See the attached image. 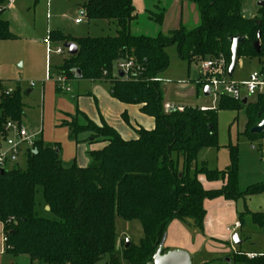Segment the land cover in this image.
<instances>
[{
    "label": "trees",
    "instance_id": "1",
    "mask_svg": "<svg viewBox=\"0 0 264 264\" xmlns=\"http://www.w3.org/2000/svg\"><path fill=\"white\" fill-rule=\"evenodd\" d=\"M163 1L157 0L151 11V19L156 24L163 23L167 12ZM190 1L198 9L199 25L194 28L181 25L168 34L133 35L130 29L135 19L133 0H87L89 19L116 21L118 29L114 36L73 38L59 30L51 32L52 42H73L79 47L78 53L69 55L60 66L62 74L68 79L110 81L112 96L125 104L142 105L141 111L154 118L155 127L138 128L136 138L125 140L107 123L97 125L77 110L71 115V121L62 122L69 128L70 138L77 140L81 133L91 132L93 141L108 142L102 150L90 153L91 162L87 167L76 163L65 165L61 145L39 139L34 152L27 157L25 168L0 173V222L8 236L9 254L28 256L30 264H122L115 252L116 217L119 216L126 221L140 220L144 231L139 244L130 240L127 245L124 240L125 263L150 264L172 221H189L204 230L206 199L237 200L264 193V181L249 186L244 192L239 190L238 146L232 143L226 146L230 162L225 169H209L203 162L191 174L203 149L219 147V111L247 106L245 133L252 139L264 138V131L251 133L264 120V94L246 104L243 100L222 97L216 110L186 106L183 111L166 112L159 78L169 68L167 48L171 46L177 47L179 58L189 65L221 55L230 65L232 38L241 36L245 41L239 44L238 62L242 57L264 56V7L258 8L254 18H247L242 13L241 0ZM259 32L261 52L257 53L254 43ZM15 38L9 21L0 13V40ZM131 57L142 70L128 79L120 78L114 69L115 62ZM200 85L205 87L203 83ZM23 115L21 87H3L0 133L8 121L21 123ZM173 153L183 156L182 171ZM200 174L209 181L222 180L224 184L219 189L207 190L198 178ZM38 188L42 189L44 205L50 207L52 217L36 212ZM245 215L264 233V212L246 210L240 219ZM106 257L108 260L102 263ZM228 258L231 264H264V257L249 260L232 253Z\"/></svg>",
    "mask_w": 264,
    "mask_h": 264
},
{
    "label": "rangeland",
    "instance_id": "2",
    "mask_svg": "<svg viewBox=\"0 0 264 264\" xmlns=\"http://www.w3.org/2000/svg\"><path fill=\"white\" fill-rule=\"evenodd\" d=\"M241 1L242 13L247 17H251L257 15L258 3L264 0ZM78 7V3L73 0H14V4L8 5L2 14V17L9 21L11 32L16 35V38L0 40V81H2L3 87L6 88H13L16 85L21 87L27 112L25 126L32 132L44 130L45 135L48 136L59 113L58 101L68 99L72 94H77L76 88H73L71 93L58 92L54 90L53 85L44 82L47 65H51V74L53 80L56 81L57 76L61 73L58 72L60 65L69 56L64 45L61 46L63 53H49L47 51L44 42L48 38V31L59 30L67 35L78 36L112 35L110 31L101 32L99 23L91 28L87 27L86 23L76 26L75 20L82 19V15L78 13ZM198 21L200 23V20ZM194 22L195 20L189 18L183 23L194 25ZM58 47V45H55L53 49ZM167 52L170 65L164 72V80L162 81V87L166 88V91H163L164 104L169 102L177 106H206L217 109L219 103L217 98L215 96H205L204 86L199 83L202 73L201 64L194 61L189 65L187 61L181 60L176 46L168 47ZM263 65L264 56L242 57L237 63L232 78L236 81L247 80L252 72L262 69ZM32 83H34V86H32ZM85 83L89 85L88 81ZM44 87H46L45 90ZM30 89H32V94L28 96L26 92ZM255 97H251L250 101H254ZM247 109V106H243L239 110H222L218 112L219 147L206 148L199 153L192 166V175L196 168L202 166L203 162H206L209 169H224L230 160L229 149L226 146L232 143L238 146L239 190L244 192L249 186L264 181V138L252 139L245 133L248 121ZM173 158L182 171L184 169L183 156L173 153ZM26 163V159L22 157L20 167L25 168ZM232 204V206L226 208L222 205L219 206L218 212L216 207L208 208L209 214H220L221 220L218 221L217 230L223 229V232H225V228L232 227L235 221H240L243 228L234 233L225 232L230 235L229 239L216 241L215 252L209 256L205 254L208 259L207 264H231L226 261L224 252L226 250L231 252L234 246L237 250L244 252L264 250V233L252 222L249 215H245L243 220L240 219V214L246 210L264 212V193L245 199L232 200ZM46 208L42 189L38 188L36 212L43 217H52V214ZM116 228L118 237H123V239L120 241L118 248L116 246L115 252L120 256L122 264H126L123 259L124 240H133L138 243L143 236L142 225L139 220L128 222L117 216ZM235 234L239 235L242 240L240 245L233 242ZM0 247L2 250L4 244L0 243ZM107 257L102 263L108 260ZM191 260L192 264H198V258L191 256ZM0 264H30V259L28 256L14 257L9 253L5 255L0 253Z\"/></svg>",
    "mask_w": 264,
    "mask_h": 264
},
{
    "label": "crops",
    "instance_id": "3",
    "mask_svg": "<svg viewBox=\"0 0 264 264\" xmlns=\"http://www.w3.org/2000/svg\"><path fill=\"white\" fill-rule=\"evenodd\" d=\"M73 1H76L78 3L79 5L78 13L82 15V20L80 22H76L77 19L75 20L76 26H81L84 23H86L87 27L91 28L96 26L97 23H99L101 32L110 31L112 32V35L110 36H114L117 34L118 26L116 21L103 20V19H98V20L89 19L86 16V7H85L87 0H73ZM13 4H14V0L11 5ZM163 4L167 7V12L165 14L163 23L156 24L151 19V11L154 10L155 6L157 5V0H133V6L135 8V19L131 23V28H130L131 33L133 35H147L152 37L156 36L160 32L164 34H168V32L179 28L181 25H185L186 23L183 22H186L189 18H191V20H195V22L194 25L186 24V27L194 28L199 25L198 20L200 19H199L198 9L196 5L190 0H172V1L164 0ZM255 16L252 15L251 17H247V16L245 17L254 18ZM51 32L52 31H48V36H50ZM69 36L73 38L86 37V36H78L73 34H69ZM100 36H108V35H100ZM55 45L62 46L64 45V43L52 42V48ZM48 66L50 67V73L52 72L51 65H47L44 82L53 85L55 91L58 92L65 91L57 87L56 81L53 80L52 74H51L52 75L51 79L48 80L46 78ZM58 72H60V68L58 69ZM163 76L164 73L159 76L161 81L164 80ZM86 81L89 82V85L85 83ZM68 84L71 87V91H66V92L71 93L73 92V88L74 89L76 88L77 94H72L70 98L60 99L58 101L59 113L58 116H56V121L54 123V126H52L49 135L46 136L44 130L34 131L39 133V139H42L43 142L48 144L58 143L61 145L62 148L61 158L65 165H71L72 163H76L79 167H87L91 162L90 153L92 151L102 150L105 146L108 145V142L103 139L93 141L91 132L81 133L78 136L77 140H72L70 138L69 128L67 126L62 125V122L70 121L72 119L71 115H75L77 110L84 112L88 116V118L91 119L93 122H95L97 125H101L103 122L107 123L114 129H116L119 132V134L122 136V138H124L125 140H131L136 138L137 137L136 129L138 128L143 127L145 129L151 130L155 127L154 118L144 114L141 111L142 105L125 104L114 98L111 94L112 84L108 80L105 79L85 80L78 78V79H69ZM45 89L46 87H44V90ZM163 91L164 92L166 91L165 87H163ZM1 93L2 91H0V95ZM26 94L30 96V94H32V89L27 90ZM24 99L25 98L23 97V102L25 101ZM166 103L169 102H165V104ZM174 106L183 107V108L186 107V106H177V105ZM26 117H27V112L25 110V104H24V115L22 118V124L24 125H25ZM199 180L204 186V188L207 190L219 189L224 184V181L222 180L209 181L206 178V176L203 174L199 175ZM221 205L224 208L230 207L233 205L232 200L226 199L224 197H218L215 199H206L204 201V207L206 209V217H205L203 231L199 230L192 222L189 221L188 222H183L180 220L172 221L167 229L165 240L162 245L163 252L166 253L171 250H185L190 254V256H194V258H198L199 260L198 264H207L208 259L206 255L209 256L210 254H213L215 252V249L217 247L215 245L216 241L221 239L228 240L230 235H227V233H232L227 230L228 227L225 228V232L227 233L223 232V229L217 230L218 221L221 220L220 214L217 213L216 215H213V214H209L208 212V208H212V207H216L218 212V208ZM128 222H132V221H128ZM242 228H243V224L241 229ZM116 232H117V228H116ZM3 234H4V227L3 224L0 222V243L2 245H3V239H2ZM143 237H144V231H143V236L139 239L138 243L134 242L133 240L131 241L135 244H139L140 240ZM122 239L123 237H118L117 235V248ZM233 249L231 252L227 250L224 252L226 261L228 259V256L233 253Z\"/></svg>",
    "mask_w": 264,
    "mask_h": 264
},
{
    "label": "built area",
    "instance_id": "4",
    "mask_svg": "<svg viewBox=\"0 0 264 264\" xmlns=\"http://www.w3.org/2000/svg\"><path fill=\"white\" fill-rule=\"evenodd\" d=\"M13 0H4L0 2V13H3L8 5H11ZM82 19H77L76 22H80ZM47 45V51L49 53H63V48L59 46L57 49L52 48V42L50 36L45 41ZM68 51V50H67ZM202 67L201 81L205 86L211 88L210 96H215L219 102L222 97L230 98L236 101H242L247 98V101L251 97L264 94V71L262 69L256 70L250 74L247 80L236 81L229 76L230 65L226 59L221 55L219 57H211L201 59L198 61ZM116 74L120 77L119 73L123 72L124 76L120 78H129L132 74H136L142 70V67L137 63L134 57L119 59L115 62L114 66ZM48 80L52 78L50 73V67L47 69ZM69 79L66 75L60 73L56 78V84L59 88L65 91H71V87L68 84ZM34 85V83H32ZM3 83L0 81V91H2ZM11 89L8 90V92ZM178 109L183 111V107H176L170 103L164 105V110L169 112L171 110ZM203 111L216 110L214 107H200ZM39 140L38 132H31L22 123L15 121H8L5 125L4 131L0 133V169L9 170L12 168L20 167L21 158L27 157L31 152H34L36 143ZM242 224L237 221L232 227H228L227 230L234 233L241 229ZM4 247L1 250V254L8 253L10 246L8 245V236L3 234ZM233 253H238L249 260L264 257V250L257 252H244L237 250L234 246ZM239 264H251L247 262Z\"/></svg>",
    "mask_w": 264,
    "mask_h": 264
},
{
    "label": "water",
    "instance_id": "5",
    "mask_svg": "<svg viewBox=\"0 0 264 264\" xmlns=\"http://www.w3.org/2000/svg\"><path fill=\"white\" fill-rule=\"evenodd\" d=\"M258 6L264 7V1H260L258 3ZM257 23L259 25L261 24L260 21H257ZM244 41H245V38L241 37V36L232 38V48H231L232 59H231V64H230L229 72H228L230 77L233 76L235 69H236V66H237V63H238L239 44L243 43ZM64 47L68 50L70 55H76L79 51L78 45L73 43V42L64 44ZM254 48L256 49L257 53L261 52V32L258 33V39L254 43ZM76 73L79 77L82 76L80 70H77ZM119 75H120V77H123L124 73L120 72ZM210 94H211V88L209 86H205L204 87V95L210 96ZM243 103L244 104L247 103V98H245L243 100ZM263 131H264V120L261 123H259L257 126L252 128L251 133L259 134V133H262ZM0 173L3 175L5 173V170L0 169ZM46 210L49 211L50 207L47 206ZM233 242L236 245H240L242 243L239 235L235 234L233 236ZM129 243H130V240H127V245H129ZM163 243H164V241H163ZM163 243H162V245H163ZM162 245L159 247V249L155 253V255L152 259V262L150 264H192L191 256L187 251H185V250H171V251L164 253ZM227 261L230 262V259L228 258Z\"/></svg>",
    "mask_w": 264,
    "mask_h": 264
}]
</instances>
